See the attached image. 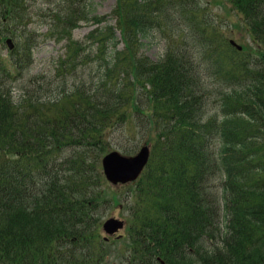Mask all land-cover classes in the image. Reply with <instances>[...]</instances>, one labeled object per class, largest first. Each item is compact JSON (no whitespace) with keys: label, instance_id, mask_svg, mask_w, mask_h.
<instances>
[{"label":"trees","instance_id":"trees-1","mask_svg":"<svg viewBox=\"0 0 264 264\" xmlns=\"http://www.w3.org/2000/svg\"><path fill=\"white\" fill-rule=\"evenodd\" d=\"M229 1L258 44L251 61L188 0H116L107 15L61 0L49 17L51 36L67 40L58 66L71 72L95 58V87L54 98L30 91L34 42L0 59V264H106L115 255L116 264H264V0ZM31 7L0 0V16L24 26ZM177 18L188 34L172 36L166 58L141 52ZM81 21L94 24L85 41L73 36ZM191 40L196 62L181 54ZM199 54L212 58L224 84L212 115ZM116 131L148 135L153 148L124 194L126 234L107 242L94 213L118 199L100 167ZM218 172L219 192L210 183Z\"/></svg>","mask_w":264,"mask_h":264},{"label":"rangeland","instance_id":"rangeland-1","mask_svg":"<svg viewBox=\"0 0 264 264\" xmlns=\"http://www.w3.org/2000/svg\"><path fill=\"white\" fill-rule=\"evenodd\" d=\"M192 5H201L203 8L199 14L202 16L203 20L209 24V27L213 26L215 30H220L226 37L224 38H234L241 45L247 47L245 54L251 61L253 58L258 56L256 53L257 42L253 39L250 31L242 20L241 14L237 11L235 7L231 4L229 0H188ZM64 1H62L63 3ZM82 3L87 4L90 7L91 15H105L112 12L116 5V0H81ZM61 0H30V5H32V14L29 16L28 22L30 24H24L17 26L13 20L4 19L0 16V56L2 58H7L10 53L7 43H5V37H11L14 42L24 41V42H34L36 47L34 50L33 62H31L30 67L26 71L27 80H37L35 83L39 88L40 96L51 98L56 96L60 92L68 91L73 88V86L78 83V85L85 84L87 87H95L96 82L99 80L101 71L99 66V61L95 58L91 61L80 64L74 71H65V68H60L58 66V60L61 55H65V44L67 40L58 41L54 36H51L53 32H50L51 19L49 18L51 13L60 6ZM183 6L177 7L182 8ZM204 13V14H202ZM179 18L173 20L167 24L166 35H162L158 30L151 38L145 41L141 52L149 56L153 60H159L161 58H166L167 53L171 51L174 46L170 47V42L172 36H177L183 31L188 30L185 28L183 22L178 21ZM180 20V19H179ZM181 21V20H180ZM10 24V25H9ZM93 28L91 22L82 21L80 25L74 30L73 35L80 41H85V36ZM33 32L34 35L30 33ZM182 35L187 41L190 36ZM187 37V38H186ZM181 52L184 53L189 59L194 62L197 61L198 57V43L197 41L191 40ZM251 54L253 56L251 57ZM203 55V54H201ZM199 54L200 59L203 58ZM207 58V57H205ZM203 58L204 62L201 66V75L203 79L208 83V98L206 111L209 115L214 114L218 106L215 104L217 97L221 89V79L220 76L216 74L217 68L211 62L212 58ZM65 74H62V72ZM14 93L16 96L19 95L20 91L15 88ZM88 121L85 120L81 125H75L70 127L71 131L75 133L81 129V126L85 125ZM58 131V130H57ZM149 136L147 135H132L129 139L125 134L119 131L110 133L108 136L109 143H107V150L115 149L126 155L136 154L142 145L148 142ZM44 141L50 142L52 144L53 137L46 139L43 137ZM212 148L214 149V157H217L218 150L220 148V143L218 141H211ZM213 165H216L213 162ZM223 177L221 173H217L214 178L210 180L211 186L214 191L219 190ZM113 188V187H112ZM107 188V190H112L118 193L120 199L118 198L116 202H112L107 206L100 207L95 211V216L99 217L102 213V223L111 216H116L119 218H125L129 214V208L126 205L124 194H130L131 189L125 186H115L113 189ZM122 231V233H124ZM102 235L105 236L102 231ZM124 241L117 243V246L123 247ZM119 261L117 255L110 258L109 262L106 264H116Z\"/></svg>","mask_w":264,"mask_h":264},{"label":"water","instance_id":"water-1","mask_svg":"<svg viewBox=\"0 0 264 264\" xmlns=\"http://www.w3.org/2000/svg\"><path fill=\"white\" fill-rule=\"evenodd\" d=\"M232 44L237 45L235 41H231ZM11 47L13 44L9 41ZM238 49H242L238 46ZM149 148L143 147L140 152L133 157L122 156L119 152L114 151L106 155L103 159L105 174L107 178L117 184L127 183L129 181L135 180L142 172L144 166L148 162L149 158ZM124 225L123 221L116 218H110L104 223V229L109 234H114L119 228Z\"/></svg>","mask_w":264,"mask_h":264}]
</instances>
